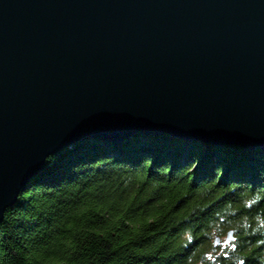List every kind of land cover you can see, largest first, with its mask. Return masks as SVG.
I'll return each mask as SVG.
<instances>
[{
	"label": "water",
	"instance_id": "obj_1",
	"mask_svg": "<svg viewBox=\"0 0 264 264\" xmlns=\"http://www.w3.org/2000/svg\"><path fill=\"white\" fill-rule=\"evenodd\" d=\"M166 133L264 148V0H0V223L58 151Z\"/></svg>",
	"mask_w": 264,
	"mask_h": 264
},
{
	"label": "trees",
	"instance_id": "obj_2",
	"mask_svg": "<svg viewBox=\"0 0 264 264\" xmlns=\"http://www.w3.org/2000/svg\"><path fill=\"white\" fill-rule=\"evenodd\" d=\"M0 264H264V148L80 140L7 209Z\"/></svg>",
	"mask_w": 264,
	"mask_h": 264
},
{
	"label": "rangeland",
	"instance_id": "obj_3",
	"mask_svg": "<svg viewBox=\"0 0 264 264\" xmlns=\"http://www.w3.org/2000/svg\"><path fill=\"white\" fill-rule=\"evenodd\" d=\"M226 237H227V235L222 239V242L224 241V242H228V241H226Z\"/></svg>",
	"mask_w": 264,
	"mask_h": 264
}]
</instances>
